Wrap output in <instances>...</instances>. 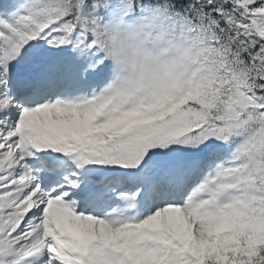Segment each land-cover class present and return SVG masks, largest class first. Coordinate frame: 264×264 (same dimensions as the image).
<instances>
[{
    "label": "snow or ice",
    "instance_id": "obj_1",
    "mask_svg": "<svg viewBox=\"0 0 264 264\" xmlns=\"http://www.w3.org/2000/svg\"><path fill=\"white\" fill-rule=\"evenodd\" d=\"M0 264H264V0H0Z\"/></svg>",
    "mask_w": 264,
    "mask_h": 264
}]
</instances>
